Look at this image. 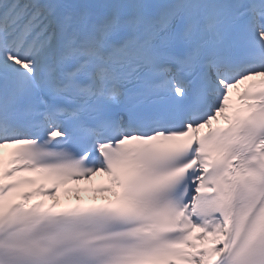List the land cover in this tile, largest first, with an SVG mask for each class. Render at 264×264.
<instances>
[{
    "label": "snow or ice",
    "instance_id": "6c2138e0",
    "mask_svg": "<svg viewBox=\"0 0 264 264\" xmlns=\"http://www.w3.org/2000/svg\"><path fill=\"white\" fill-rule=\"evenodd\" d=\"M0 264H264V0H0Z\"/></svg>",
    "mask_w": 264,
    "mask_h": 264
},
{
    "label": "bare ground",
    "instance_id": "6f19581e",
    "mask_svg": "<svg viewBox=\"0 0 264 264\" xmlns=\"http://www.w3.org/2000/svg\"><path fill=\"white\" fill-rule=\"evenodd\" d=\"M236 91L237 90L234 89L233 94H232L234 101H235V97H236ZM222 121H223V119H221L218 122L214 121L213 124L214 123H220ZM4 151L7 154L9 149H5ZM102 179H104L103 182L107 181V177H104L102 175H97V176L93 177L92 180H90V181L84 180V181H80L79 184L64 185L56 191L55 199H53L50 196H37V197L33 198V201L35 199L44 200L47 204H51V203L58 201L60 206H69V205H75V204L90 205L93 202L99 203L103 197L110 195L109 193H97V192L91 191V189H93L94 187H96L97 185L100 184ZM68 187L80 188V189H82V191H80L79 193L66 192V189H68ZM83 188H88V191H83ZM77 197H79V198H77Z\"/></svg>",
    "mask_w": 264,
    "mask_h": 264
}]
</instances>
